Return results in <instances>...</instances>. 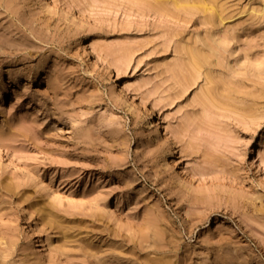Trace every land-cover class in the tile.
Wrapping results in <instances>:
<instances>
[{"label": "rangeland", "instance_id": "rangeland-1", "mask_svg": "<svg viewBox=\"0 0 264 264\" xmlns=\"http://www.w3.org/2000/svg\"><path fill=\"white\" fill-rule=\"evenodd\" d=\"M0 264H264V0H0Z\"/></svg>", "mask_w": 264, "mask_h": 264}]
</instances>
